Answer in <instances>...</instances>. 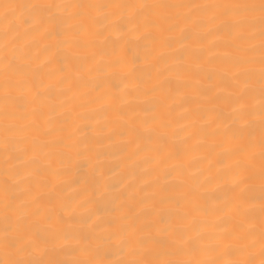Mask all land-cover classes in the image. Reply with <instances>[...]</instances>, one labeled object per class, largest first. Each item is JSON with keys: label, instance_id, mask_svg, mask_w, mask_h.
<instances>
[{"label": "snow or ice", "instance_id": "snow-or-ice-1", "mask_svg": "<svg viewBox=\"0 0 264 264\" xmlns=\"http://www.w3.org/2000/svg\"><path fill=\"white\" fill-rule=\"evenodd\" d=\"M215 33L259 37L258 89L250 83L256 70L229 74L211 67L213 56L174 47L196 39L203 49ZM142 58L156 76L175 80L144 89ZM124 81L135 84L121 88ZM72 87L84 90L81 107L96 104L123 120L118 131L105 119L103 139L127 136L172 182L140 200L125 197L120 181L107 179L106 153L96 151L91 172L82 173L86 195H60L67 181L50 178L68 176L54 164L71 156L51 150L64 137L40 138L64 131L72 117L59 129L41 121L51 122ZM181 89H191L179 102L196 105L185 118H196L207 144L190 145V134L174 127ZM158 91V106L134 103ZM93 143L102 140L69 136L62 146L83 155ZM205 148L219 167L189 171L182 156ZM0 155V264H264V0H0Z\"/></svg>", "mask_w": 264, "mask_h": 264}, {"label": "bare ground", "instance_id": "bare-ground-1", "mask_svg": "<svg viewBox=\"0 0 264 264\" xmlns=\"http://www.w3.org/2000/svg\"><path fill=\"white\" fill-rule=\"evenodd\" d=\"M16 2H24V0H16ZM166 2H189V0H166ZM191 2L202 3L205 0H191ZM258 31V30H257ZM203 49L201 48V41L196 39H189L187 41L181 40L179 43L174 45L175 48L181 49L187 47L190 51L197 54L203 52L204 57L213 56L216 58V63L211 67L215 69L227 72L231 74L232 72H237L243 69L252 68L256 70V79L252 80L250 83L259 88L258 82V69L260 49H259V37L255 38H241L237 39L235 35L229 36L225 33H215L214 35L207 36L202 42ZM250 59L253 61L251 64L238 63L240 60ZM187 63H192V58L189 56L185 57ZM141 63L145 66L144 79L146 81L143 86L144 89L156 84L159 80H164L166 78H172L175 80V73L163 72L160 76L155 75V70L151 66L144 62L143 58ZM152 72V78L149 79L147 73ZM186 76L187 74H181ZM124 83H128L129 87L135 84V81H124L120 83V87H124ZM207 83V81H205ZM143 90V89H142ZM83 89L72 87L71 91L67 93L68 100L64 103L63 108L57 107L56 115L52 116L51 122L41 121L42 128H52L59 129L63 125V117L65 114L70 113L71 119L68 126L64 131H56L53 133L52 137H41L40 139H53L56 136L64 137V140L60 145H53L52 151L56 153H62L68 151L71 159L65 161L62 156H58L54 167L63 171L65 167L69 169L67 177L50 178L51 183H56L59 181L66 180L67 183L62 185L63 192L60 193L62 196L74 197L76 199L83 198L86 193H82L81 189L83 187V172H91V165L95 162L96 151H104L106 155L102 157L104 166L106 169H111V172L107 173V179L109 182L118 180L120 181L117 191L124 192L125 197L129 195H134L136 200H140L145 196L150 195L152 192L157 190L158 185H163L165 183H171L172 178L164 175V168L156 166L154 161L150 159L151 154L145 152H136V145L129 143L127 136L113 135L111 140L103 139L104 133L100 131L101 125L104 120L114 121L113 127L118 131L121 130V125L123 120L120 115L113 110L107 112L98 110L96 104H87L85 107H81V103L86 97L82 96ZM113 91H117L113 89ZM187 93L191 95V89H181L180 95H177L175 99L178 103L173 105V110L171 112V118L174 120V127L177 131L181 127L184 131L180 135L190 134L189 144L195 145L201 140L205 143H209L211 138L202 137L197 131V124H193L191 121L196 119L194 116L185 118V110L191 112L192 109L196 107L194 103H180L181 96ZM161 93L158 91L155 94L150 93L149 96H144L142 94H137L134 103L148 106L157 105L160 101ZM125 99H129L125 97ZM258 99V95H257ZM62 101H65V96L58 95L54 101L59 105ZM84 113L89 118L86 119H76L75 114ZM133 113L128 111V117H131ZM99 121V123H98ZM29 136L33 133H28ZM69 136L72 140L80 141H95L102 140V143H93V152L84 153L83 155H77L76 150L65 149L62 145L69 143ZM48 151V149H44ZM3 157L0 155V166H2ZM184 166L191 172H196L197 169H202L205 174L214 173L219 167L216 164L217 156L214 152H209L206 148L200 150H193L188 152L186 155L182 156ZM169 165L175 164L176 161L172 160L168 162ZM80 180V183H72L73 180ZM150 185V187H149ZM205 188L209 192V197H211V191L213 186L206 185ZM77 193H81L79 197L76 196ZM209 202L214 201L209 199ZM117 258L116 256L112 257Z\"/></svg>", "mask_w": 264, "mask_h": 264}]
</instances>
